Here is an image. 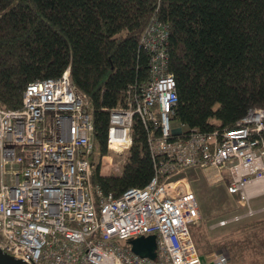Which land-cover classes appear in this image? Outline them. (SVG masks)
<instances>
[{
    "label": "built area",
    "instance_id": "2783aa9c",
    "mask_svg": "<svg viewBox=\"0 0 264 264\" xmlns=\"http://www.w3.org/2000/svg\"><path fill=\"white\" fill-rule=\"evenodd\" d=\"M139 45L149 55L148 80L127 91L125 106L108 110L106 149L114 161L106 174L98 173L120 169L136 114L147 129L152 177L117 197L92 191L96 163L86 97L71 83L68 68L57 78L29 82L20 108L0 107L1 251L36 264H227L224 254H199L192 241L198 204L181 175L191 167L212 170L211 182L224 183L226 193L247 207L216 225L264 210H251L246 194L248 185L264 180V108H248L230 129H192L173 138L183 127H170L176 93L166 70V28L151 18ZM150 234L153 259L130 251L126 240Z\"/></svg>",
    "mask_w": 264,
    "mask_h": 264
},
{
    "label": "trees",
    "instance_id": "16d2710c",
    "mask_svg": "<svg viewBox=\"0 0 264 264\" xmlns=\"http://www.w3.org/2000/svg\"><path fill=\"white\" fill-rule=\"evenodd\" d=\"M151 18L166 28L176 93L169 121L183 127L173 138L230 129L248 108H264V0H0V107L20 108L26 84L68 68L88 101L94 151L106 155L108 110L148 80L139 38ZM130 137L118 173L92 170L104 196L141 188L153 175L136 114Z\"/></svg>",
    "mask_w": 264,
    "mask_h": 264
},
{
    "label": "rangeland",
    "instance_id": "374dc122",
    "mask_svg": "<svg viewBox=\"0 0 264 264\" xmlns=\"http://www.w3.org/2000/svg\"><path fill=\"white\" fill-rule=\"evenodd\" d=\"M170 127L176 130L178 126L170 123ZM102 156L109 158L108 164L114 161L112 151L107 150V154ZM103 157L98 150L95 151L93 161L100 174H106L108 168L107 164L103 169ZM181 175L186 178L198 204V219L189 227L198 253L205 257L224 254L227 264H264V210H260L264 207V193L249 198L247 202L251 210L260 211L218 226L216 223L220 219L245 213V203L239 202L236 196L228 195L224 183L211 182L207 169L191 167ZM94 177L93 172L89 178L92 191L95 189Z\"/></svg>",
    "mask_w": 264,
    "mask_h": 264
},
{
    "label": "water",
    "instance_id": "95a60500",
    "mask_svg": "<svg viewBox=\"0 0 264 264\" xmlns=\"http://www.w3.org/2000/svg\"><path fill=\"white\" fill-rule=\"evenodd\" d=\"M132 253L139 257L153 259L155 257V237L153 234L146 236H138L133 239L126 240ZM202 258V257H200ZM0 264H36L26 263L21 259H17L0 250Z\"/></svg>",
    "mask_w": 264,
    "mask_h": 264
},
{
    "label": "crops",
    "instance_id": "0c3cea01",
    "mask_svg": "<svg viewBox=\"0 0 264 264\" xmlns=\"http://www.w3.org/2000/svg\"><path fill=\"white\" fill-rule=\"evenodd\" d=\"M207 174L210 176L209 180L211 181V179L213 178V171L207 169ZM262 193H264V180L251 183L246 189V194L249 198Z\"/></svg>",
    "mask_w": 264,
    "mask_h": 264
}]
</instances>
